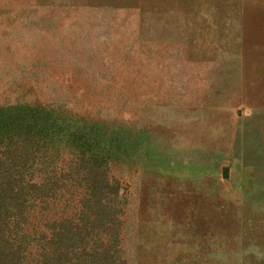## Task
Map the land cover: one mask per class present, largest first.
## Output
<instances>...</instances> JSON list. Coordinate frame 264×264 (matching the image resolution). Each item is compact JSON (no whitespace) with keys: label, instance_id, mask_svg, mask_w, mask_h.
<instances>
[{"label":"rangeland","instance_id":"rangeland-1","mask_svg":"<svg viewBox=\"0 0 264 264\" xmlns=\"http://www.w3.org/2000/svg\"><path fill=\"white\" fill-rule=\"evenodd\" d=\"M15 105L122 142L124 264H264V0H0Z\"/></svg>","mask_w":264,"mask_h":264},{"label":"trees","instance_id":"trees-1","mask_svg":"<svg viewBox=\"0 0 264 264\" xmlns=\"http://www.w3.org/2000/svg\"><path fill=\"white\" fill-rule=\"evenodd\" d=\"M70 120L0 107V264H124L126 190L108 176L122 142Z\"/></svg>","mask_w":264,"mask_h":264}]
</instances>
